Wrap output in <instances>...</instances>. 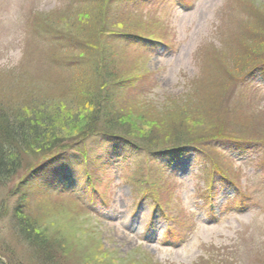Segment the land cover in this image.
Masks as SVG:
<instances>
[{
    "label": "rangeland",
    "instance_id": "1",
    "mask_svg": "<svg viewBox=\"0 0 264 264\" xmlns=\"http://www.w3.org/2000/svg\"><path fill=\"white\" fill-rule=\"evenodd\" d=\"M107 1L67 10L65 0H0V101L53 113L56 104L57 108L67 103L60 106L67 109L68 95L77 93L75 103L78 104L95 84L88 80L90 74L85 79L79 66L71 68L72 61L85 64L90 50L82 55L64 54L48 50L46 44L34 39L29 42L28 26L32 19L53 25L52 16L64 10L65 19L60 28L69 30L64 26L68 21L72 25L69 34L83 37L84 42L90 44L88 47L97 53L95 58L108 62V71L126 75L120 77L125 80L120 101L117 95L113 99L119 102L118 111L122 115L121 111L131 108L130 103L124 104V101L134 94L136 98L131 103L149 100L160 111L166 106V98L179 94L183 87L186 89L189 76L198 73L200 67L197 64L191 67V57L199 60V51L203 56L206 51H209L207 56L215 55L223 35L227 37L232 29L240 28L244 9L254 7L264 12V0H132L123 11L106 16L102 35L97 30ZM185 1H188L185 10L176 5ZM248 28L247 24L243 31ZM255 29L261 31L262 38L264 15ZM119 33L135 34L155 43L148 49L145 41L130 43L119 39ZM236 44L234 50H239L243 44L241 36ZM61 62H67L66 71L57 70ZM228 70L238 72L230 63ZM255 72L252 80L246 79L251 83L244 87V91L253 90L256 94L252 105L243 104V99H247L245 94H230L231 100L219 99V114L224 120L246 124L248 131L256 129L258 136H263L264 88L251 89L254 84L262 83L263 74ZM103 74V69L99 68L100 80ZM207 79L202 77L196 82ZM138 81L141 83L136 85ZM74 86L75 91L70 88ZM235 98L241 101V107ZM242 146H229L232 150L223 147L228 152L220 158L213 153L206 154V159L201 158L197 165L189 154L166 170L159 162L156 165L145 160L140 151L120 167L115 163L97 164L102 147L90 142L84 148L83 157L71 155L54 171L50 170L49 178L45 176L47 173H39L35 175L37 180L30 184L24 180L25 170L37 153L27 154L19 165L22 170L0 184V250L4 254L0 264H218L226 263L229 255L230 264H264V154L253 155L257 147ZM215 164L223 168L225 175L234 178L239 189L237 198L234 199L235 190L222 185L221 180L214 188L213 201L204 200L203 196L208 199L207 186L213 183L209 184ZM75 169L81 175L88 172L92 177L90 184L78 183L76 174L73 175ZM57 177L65 183L64 190L49 188L48 182ZM141 198L143 203H139V209L136 206ZM241 199L243 206L246 205L245 211L238 209ZM202 205L215 206L214 221L202 220L203 216L194 211ZM17 207L36 231L44 234L47 250L40 251L16 235L11 216ZM154 209L158 212L151 218ZM150 222L154 229L146 234ZM168 225H172L177 240L175 235V241L164 244L161 235Z\"/></svg>",
    "mask_w": 264,
    "mask_h": 264
},
{
    "label": "trees",
    "instance_id": "2",
    "mask_svg": "<svg viewBox=\"0 0 264 264\" xmlns=\"http://www.w3.org/2000/svg\"><path fill=\"white\" fill-rule=\"evenodd\" d=\"M65 1H68V8L66 9L72 10L73 6L94 5L100 0ZM131 1L108 0L102 8L105 13L103 19H100V26L97 31L104 35L106 16L123 11L124 8L131 5ZM64 13L63 10L52 16L53 25L49 23L45 25L44 22L40 24L37 21L39 19L35 21L32 19L31 26H28L30 28L27 35L29 37L28 41L31 42L34 39L39 44H46L48 50L54 51L55 49L59 50L57 52L64 54L74 52V55H82L90 50L87 53L85 64L81 65L80 61H72L71 68L79 66L83 71L82 73H85L83 74L85 79L90 74L88 80H93L95 84L85 92L83 100L78 101V104L75 103L77 102V93H75L77 95H68L67 109L60 107L67 103L60 104L57 108L55 103L56 111L53 113H45L43 110L36 108L32 110L25 105H12L0 101V184H5L6 181L13 178L12 176L16 172L22 170L19 165L23 156L27 154L34 155V153H37V157L27 165L28 167L25 170L24 180H27L26 183L30 184V182L33 183L37 180L35 175L39 173H47L45 176L49 178L52 175V173H49L50 170L53 169L54 171V168L60 164L62 159H69L71 155L76 156V153L83 157L85 155L84 148L90 142L102 147L103 159L105 160L100 164L103 165L119 160L121 153L124 155L126 152L129 157L135 158L140 151L145 160L156 165L159 162L160 167L166 168L175 157L183 152H194L196 156L203 158L210 153L218 157L221 154L227 155V150L225 151L223 147L229 149L227 146L231 145L232 142L237 145L242 144L246 149L262 148L258 152L264 154V135L258 136L259 133H256V129L248 131L249 126L246 124L224 120V117L219 114L221 104L218 103L219 99L222 101L231 100L230 94L239 96L245 94L247 99L246 97L243 99L244 105L251 106L255 101L256 94L254 91L246 90L247 93L244 91V87L247 86L245 82L250 74L255 71L264 72V35L263 39L260 38L261 31L258 29L259 32H257L258 30L255 29L259 18L264 15L262 14L264 12L260 9L254 7L244 9V16H242L244 20L240 22V28L232 29L233 31L231 30L230 35L227 37L224 36L225 34L223 35L218 44L220 49H217L215 55L211 53V56L208 55L210 58L207 59L206 53L209 51L205 52V56L201 55V51H199L197 54L199 60L198 57L190 59L191 67L195 64L200 67L197 70L198 73L194 77L189 76L187 83H185V85L189 84L186 89L181 88L180 93L175 94V97H167L166 106L161 107L160 111L149 100L131 103V100L136 98L134 94L132 98L124 101V104L129 102L131 108L126 112L121 111L124 113L122 115L118 111L119 102L117 100L113 102V99H116L117 95L120 101L121 93L125 87V80L120 79V77H126V75H116L112 71H108V62L101 59L97 60L95 58L97 53L91 50V47H88L90 44L84 42L83 37L79 35V38L69 34L72 25L68 21L64 22V26H67L69 30L64 27L60 28L62 26L60 23L65 19V17H62ZM247 24L249 28L245 30L247 31L245 33L243 30ZM240 36L243 44L239 50H234ZM213 60H215V63H213ZM49 61L52 62V59H49ZM225 62L228 66L225 65ZM66 63L61 62L58 64L57 70L66 71ZM229 63L238 72L233 71L232 73L228 70ZM99 68L103 69V80L98 77ZM12 77L14 76L12 75ZM202 77L208 78L206 82H196ZM13 82L15 83L14 80ZM39 82L42 86L43 81ZM102 82H105L103 84L104 88H102ZM14 83L11 84L9 90L12 89ZM139 83L141 82L138 81L136 85ZM263 87L253 86L251 89L256 91L257 88L258 90L261 88L260 90H262ZM70 88L75 91V86ZM112 91H115V94H112ZM228 96L229 98H227ZM72 98H75L74 101H72ZM47 100L50 101L51 99ZM236 102H238V106H242L241 101L236 99ZM210 117H214L215 120H211ZM245 135L249 137L245 138ZM117 149H122L120 151L123 152L116 154L114 150ZM95 162L98 164L100 159L96 158ZM214 167L217 169L214 170ZM214 167L210 173L211 181L209 184L212 181L213 183L207 186L208 190H212V187L216 186L221 180L227 184L234 183L236 185L234 178L222 172L223 168L218 164H215ZM73 171V175L76 174L75 179L78 183L82 182L85 186L90 184L92 177L88 172L81 175L79 171L77 172V169ZM62 177L64 180L66 179L65 174ZM60 179L57 177L50 180L48 184L50 183L51 187L49 188H53L54 191L64 190L65 183ZM68 187L71 188L72 185ZM154 203L157 202L154 200ZM11 221L14 222V232L20 236L22 242L34 245L40 251L42 249L47 250L49 246L46 238H44L45 236H43L44 234L41 231H36L31 221L24 217L18 207L12 213ZM3 255L0 250V257H3ZM229 256L226 257V263L218 264H230L228 263ZM47 257L49 256L47 255ZM15 264L17 263L15 262Z\"/></svg>",
    "mask_w": 264,
    "mask_h": 264
}]
</instances>
